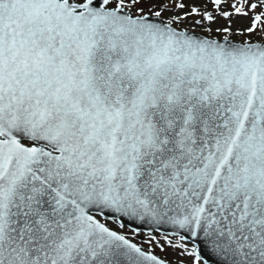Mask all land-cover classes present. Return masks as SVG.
Segmentation results:
<instances>
[{"label": "snow or ice", "instance_id": "obj_1", "mask_svg": "<svg viewBox=\"0 0 264 264\" xmlns=\"http://www.w3.org/2000/svg\"><path fill=\"white\" fill-rule=\"evenodd\" d=\"M0 264H264V0H0Z\"/></svg>", "mask_w": 264, "mask_h": 264}, {"label": "rangeland", "instance_id": "obj_2", "mask_svg": "<svg viewBox=\"0 0 264 264\" xmlns=\"http://www.w3.org/2000/svg\"><path fill=\"white\" fill-rule=\"evenodd\" d=\"M188 1L189 2H194V0H188ZM202 2H204V0H202ZM227 23L228 22L223 20V19H218L216 21V23L213 24L212 26H214V27H218L219 25L226 26ZM248 23H249V19L248 18H244V17H242V18L238 17V19L237 18H233V20H232V30L234 31L237 28H244V27L248 26Z\"/></svg>", "mask_w": 264, "mask_h": 264}, {"label": "trees", "instance_id": "obj_3", "mask_svg": "<svg viewBox=\"0 0 264 264\" xmlns=\"http://www.w3.org/2000/svg\"><path fill=\"white\" fill-rule=\"evenodd\" d=\"M182 2L186 3V4H190V3H193V2H189L188 0H182ZM196 3H203L201 0H196L195 1ZM187 10V9H185ZM179 12V10H177ZM165 15H168L167 13ZM187 25H191V24H187ZM234 33V32H233ZM212 35H217L215 32L212 33ZM233 40H242L244 39V37H241V36H237L235 34H233V36L231 37ZM162 256H165V252H162ZM167 257L168 259H173L174 257V253H172L171 251H167Z\"/></svg>", "mask_w": 264, "mask_h": 264}]
</instances>
